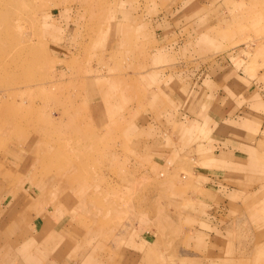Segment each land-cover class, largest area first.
Wrapping results in <instances>:
<instances>
[{
	"label": "rangeland",
	"instance_id": "obj_1",
	"mask_svg": "<svg viewBox=\"0 0 264 264\" xmlns=\"http://www.w3.org/2000/svg\"><path fill=\"white\" fill-rule=\"evenodd\" d=\"M38 262L264 264V0H0V264Z\"/></svg>",
	"mask_w": 264,
	"mask_h": 264
},
{
	"label": "crops",
	"instance_id": "obj_2",
	"mask_svg": "<svg viewBox=\"0 0 264 264\" xmlns=\"http://www.w3.org/2000/svg\"><path fill=\"white\" fill-rule=\"evenodd\" d=\"M209 117V116H208ZM211 122V121H210ZM222 133L225 132V129L223 128L222 130H220ZM218 138H221L220 136ZM213 153H215V155H213V157L211 158H208L207 161H203V159L198 160V162L200 164H203L204 167H200V171L197 172L198 176H199V180H208L210 182H207L205 185H203L201 187V190H200V193H199V196L200 198L203 200L204 203H206L208 205V203H211V204H214L215 202H219L220 200H225V196H222V195H217L216 192L219 191L221 188H223V184L222 183V177H219L220 175L217 174L218 173H225V169L227 170L228 169V165H230L232 163V159L228 156H226V153H228L227 155H230V153H233L234 156L233 157H238L237 154H235L234 152H232L231 149H225V150H220V148L216 151H214ZM224 168V169H223ZM210 172V173H209ZM30 195V194H29ZM40 194L38 193L37 196H33L30 195L32 198H36L38 197ZM43 194H41L42 196ZM8 196V195H7ZM11 195H9L8 197H10ZM44 198V195L42 196ZM22 198V196H19V198H17L18 202L17 203H21V205H25L27 206L26 204H24V202L26 203L27 200H25L24 198L22 199V201H20V199ZM42 198V199H43ZM44 200V199H43ZM215 201V202H214ZM43 203V201H42ZM41 203V204H42ZM31 206V205H29ZM219 206V205H218ZM32 207V206H31ZM39 208L42 207L41 205L38 206ZM38 207H33L34 209L38 208ZM32 208V209H33ZM219 210L223 211V209H220L218 208ZM40 220H41V227L38 231V234L36 236V238L34 239L35 240V243L39 244L41 243L42 244V241L40 240V236L43 234V230L44 229H52L54 232H55V235H57V242L59 239H62V237L57 234V232L55 231V226L57 225V223L59 222V218L52 222H49V220L47 221V219H44L45 217L42 215L40 216ZM55 218V217H54ZM57 222V223H56ZM211 223V222H210ZM209 225L212 227V223ZM207 226V225H206ZM64 238V237H63ZM33 240V241H34ZM43 251V250H42ZM54 251V252H53ZM51 252L55 253V250L53 249ZM58 252H56L57 254ZM56 254H53V255H56ZM41 255L42 256H46L44 253L41 252ZM15 257V256H14ZM25 260L28 262L31 258L34 257V255L30 252L28 254L24 253V256ZM29 264V263H28ZM38 264H40L38 262Z\"/></svg>",
	"mask_w": 264,
	"mask_h": 264
},
{
	"label": "bare ground",
	"instance_id": "obj_3",
	"mask_svg": "<svg viewBox=\"0 0 264 264\" xmlns=\"http://www.w3.org/2000/svg\"><path fill=\"white\" fill-rule=\"evenodd\" d=\"M15 57H16V61L17 62H14L15 61V59H13V62H11L10 64H18L19 63V65L17 66V70H16V75H17V78H18V80L20 81V82H24L25 80H29V78L31 77L30 76V73H29V70H27V71H25L24 72V69H25V67H23V61H24V59H31V58H35L36 57V54H34V53H31V52H27V54L26 53H21V52H17L16 54H15ZM23 72H24V74H26V75H28V77L27 78H23ZM32 82V81H31ZM21 106H17L15 109H14V112H17L16 114H18V113H23V112H25V111H31L32 112V110L31 109H27V108H25V109H22V108H20ZM33 108V107H32ZM35 111V110H34ZM34 111H33V114H34ZM36 123L37 124H35V121H34V125H38V121H36ZM48 123V122H47ZM54 123H55V121H54ZM57 123V122H56ZM45 124H46V121H45ZM48 125H49V123H48ZM47 125V127L49 128H51V126H48ZM54 126H56V125H54ZM47 165V164H46ZM50 166H46L45 168H46V170H47V168H49ZM39 176V175H38Z\"/></svg>",
	"mask_w": 264,
	"mask_h": 264
}]
</instances>
